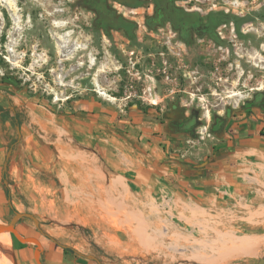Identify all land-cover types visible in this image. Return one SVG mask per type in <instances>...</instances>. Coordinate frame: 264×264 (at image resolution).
<instances>
[{"label":"rangeland","instance_id":"obj_1","mask_svg":"<svg viewBox=\"0 0 264 264\" xmlns=\"http://www.w3.org/2000/svg\"><path fill=\"white\" fill-rule=\"evenodd\" d=\"M78 1L0 0V115L14 110L11 100L22 120L14 127L0 118L12 164L0 185L4 180L10 192L22 189L33 208L22 211L0 198L8 207L0 221L16 211L32 213L37 227L21 218L16 228L38 240L41 253L40 231L53 229L40 218L45 214L55 223L66 208L61 241L73 245L71 236L83 232L92 243L85 254L102 255L105 264H211L213 258L220 259L216 264H258L264 258V205L177 195L173 201L174 182H167L166 194L159 182L143 179L151 171L161 175V168L173 179L184 153L200 162L224 131L225 124L210 127L215 117L228 122L254 93L264 99V0L177 1L202 10L211 25L188 43L166 23L138 25L139 14L147 16L143 11L122 16L135 23L132 31L96 29L95 14ZM172 105L196 111L198 127L165 149L162 167L155 165L153 145L142 134L129 136L124 123H166ZM241 236L261 238L257 254L222 260ZM4 240L0 235V264H9L8 258L22 264L23 255L37 264L34 243L11 234L3 247Z\"/></svg>","mask_w":264,"mask_h":264},{"label":"crops","instance_id":"obj_2","mask_svg":"<svg viewBox=\"0 0 264 264\" xmlns=\"http://www.w3.org/2000/svg\"><path fill=\"white\" fill-rule=\"evenodd\" d=\"M5 95L0 94V100H3ZM236 114L230 117V120L225 123L223 132L215 134L216 141L212 147V151L200 157L201 161L196 162L191 160L188 154H182L183 160L178 162L180 169L177 173L172 175L173 179L165 177L166 172L161 168V175L155 178L152 171L143 179L146 185L155 184L156 181L162 184L163 190L166 194H170V186L168 183L174 182V192H171L169 198L175 200L174 195H177L181 200H188L191 198L200 199V201L209 204H220L224 202L232 206L245 203L246 205H264V106L249 105L240 111H235ZM166 123L154 121L150 125L138 121L133 124V120L124 123V129L129 136L136 137L142 134L146 137V141L153 145L157 151L155 165L162 166L163 158L167 156L165 149L173 147L180 139L187 136L183 133H176L173 130L167 129ZM25 134V133H24ZM191 140L195 137H189ZM156 145V146H155ZM2 140L0 138V176L4 173L8 164V172L11 171V160L7 163V152L5 150ZM162 152V153H161ZM190 157V158H189ZM169 165V164H167ZM166 164L164 168L170 170ZM163 167V166H162ZM13 170V169H12ZM155 171V170H153ZM171 174V173H170ZM172 181V182H170ZM168 182V183H167ZM7 183L3 180L0 185V198H5L7 203L11 202L22 211H26L32 204L28 202L26 193L22 189L13 187L10 192L6 191ZM11 204V203H10ZM30 204V206H29ZM1 207V205H0ZM4 209H8L5 207ZM3 207L0 213L5 214ZM60 217L56 218L55 223L44 218H40L45 222L44 225L53 230L48 233L40 231L43 239L41 240L42 249L40 257L43 264H98L94 259L89 258L85 254V249L89 248L87 244L92 243L86 238L83 232L74 233L71 237L75 239L73 245L65 244L61 241V236L66 233L63 225L68 219L65 215L66 208ZM7 213V212H6ZM26 218V217H23ZM59 222V224L57 223ZM55 224L56 227H53ZM259 236H241L235 243L233 250L226 252L223 259L234 257L254 256L242 254L244 249L240 246L242 238H252ZM260 238V237H259ZM95 246H99L94 241ZM261 245V244H260ZM65 247H71L76 253L65 251ZM260 248V247H259ZM258 248V249H259ZM29 249V248H28ZM39 250V249H38ZM258 250L256 251L257 254ZM38 253L36 256L38 257ZM255 254V255H256ZM102 264H105L104 257L97 255ZM22 264H30L28 258L23 255L21 257ZM211 259V264H216L220 259Z\"/></svg>","mask_w":264,"mask_h":264},{"label":"flooded vegetation","instance_id":"obj_3","mask_svg":"<svg viewBox=\"0 0 264 264\" xmlns=\"http://www.w3.org/2000/svg\"><path fill=\"white\" fill-rule=\"evenodd\" d=\"M113 1L115 5L113 6L111 5V6L116 11V13L121 16L123 15L119 11L124 7L127 9H134L136 11H143L147 13V16L144 18L145 23L147 17L155 14V9L157 5V0H148V2L145 4L142 3L141 0L138 1V4H135L136 3L135 0H113ZM177 1L179 0H174L173 3L175 4V7L180 9V11L182 12L184 21L181 22L180 24L175 25L169 18H162L156 24H153L152 27H156L158 25L166 23V26L173 29L176 35L186 43L192 40L193 33L195 35H199V34H204L210 30L211 25L207 20V17H204L202 15L203 13L202 10L193 7L187 8L180 6L177 4ZM107 2H109V0H107ZM78 4L80 5V0L78 1ZM249 105L263 107L264 99L262 97V94L254 93L252 98L250 100H247L246 103H244L243 108ZM172 107L174 110V115L170 120L166 121L167 126L176 133L194 135L196 132V128L198 127V113L196 111H192L191 113L188 114L187 112H185V110L181 109L179 106L172 105ZM224 122H225L224 119L215 117L213 123L210 124V127L213 128L214 125H216V129L219 130L220 127H222V125L227 122V120L225 123Z\"/></svg>","mask_w":264,"mask_h":264},{"label":"trees","instance_id":"obj_4","mask_svg":"<svg viewBox=\"0 0 264 264\" xmlns=\"http://www.w3.org/2000/svg\"><path fill=\"white\" fill-rule=\"evenodd\" d=\"M135 1V4H138L139 0ZM173 1L174 0H157L155 14L146 18V25L148 27H152L153 24H156L162 18H169L175 25L183 22L184 19L182 12L180 9L175 7ZM80 5L95 13L92 25L96 29L104 32L110 30H123L124 32H128L132 31L135 27V23L133 21L117 14L107 0H80ZM0 94L5 95V92L0 91ZM8 102L9 106L14 107V110L9 108L4 109L0 118L2 121L9 120L14 127H17L22 123L20 114L15 110V103L11 100ZM6 191H8V186H6ZM85 230V233L89 236L91 234L90 231L88 229ZM64 250L76 253L71 247H65ZM94 256L96 261H100L97 255Z\"/></svg>","mask_w":264,"mask_h":264},{"label":"water","instance_id":"obj_5","mask_svg":"<svg viewBox=\"0 0 264 264\" xmlns=\"http://www.w3.org/2000/svg\"><path fill=\"white\" fill-rule=\"evenodd\" d=\"M23 217L31 219L34 222V224L36 225V227L40 223V221L32 213L16 211V212H14V216L12 217V219L10 221H8V222L0 221V234L8 232V233L12 234L18 241H20L22 243H34L36 245V248L34 251L35 261L37 264H42L40 262L39 258L36 256L37 252L40 253V249H39L40 248V242L33 237L22 235L16 228V223ZM39 253H38V255H39ZM87 256L89 258L94 259V260L96 259L95 256L92 254L87 255ZM96 262L98 264H102L100 261H96ZM263 263H264V258L261 259L258 264H263Z\"/></svg>","mask_w":264,"mask_h":264},{"label":"bare ground","instance_id":"obj_6","mask_svg":"<svg viewBox=\"0 0 264 264\" xmlns=\"http://www.w3.org/2000/svg\"><path fill=\"white\" fill-rule=\"evenodd\" d=\"M3 2L6 1V0H2ZM13 21L15 23V25L17 26L18 25V18L16 17H13ZM19 27V26H17ZM9 46V45H8ZM8 51H13V48L11 47H8ZM102 94H104L102 92ZM0 235H3L6 240L3 241V247H7L9 245V241L8 240L10 238V233L8 232H5V233H1ZM240 240V246L244 249V252H242V254H247V255H255L256 254V251L258 250V248L260 247V244H261V238L259 237H252V238H242V239H239ZM6 257H4L5 259ZM221 259H223V256L221 257ZM8 261H9V264H12V260H10L8 258ZM214 262L216 261L213 260Z\"/></svg>","mask_w":264,"mask_h":264},{"label":"built area","instance_id":"obj_7","mask_svg":"<svg viewBox=\"0 0 264 264\" xmlns=\"http://www.w3.org/2000/svg\"><path fill=\"white\" fill-rule=\"evenodd\" d=\"M119 12H121V14H122L123 16H127V15H129V14H132V15H134V16H137V14H139V11H136V10H134V9H127V8H125V7L122 8V9H120ZM136 22H137L138 25H142V23L144 22V17H143L142 15L139 14V17H138V19H136Z\"/></svg>","mask_w":264,"mask_h":264}]
</instances>
